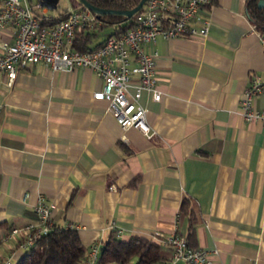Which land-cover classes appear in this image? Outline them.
<instances>
[{"label":"crops","instance_id":"obj_1","mask_svg":"<svg viewBox=\"0 0 264 264\" xmlns=\"http://www.w3.org/2000/svg\"><path fill=\"white\" fill-rule=\"evenodd\" d=\"M199 14L205 35L149 45L161 91L139 97L150 135L121 128L106 100L92 96L102 81L90 67L36 61L10 83L0 71V258L14 243L1 237L34 219L40 196L54 204L52 224L74 227L86 247L110 229L186 238L191 227L193 246L216 249L210 264H264V120L240 113L249 76L264 73V48L247 29L245 0L210 2ZM114 26L83 29L93 45ZM13 29L0 27V41ZM255 103L264 107V94Z\"/></svg>","mask_w":264,"mask_h":264},{"label":"built area","instance_id":"obj_2","mask_svg":"<svg viewBox=\"0 0 264 264\" xmlns=\"http://www.w3.org/2000/svg\"><path fill=\"white\" fill-rule=\"evenodd\" d=\"M208 3L210 0H144L133 12L131 26L106 34L94 46L79 49L72 44L75 30L93 27L100 21L88 7L67 6L60 18L49 22L47 8L38 0H1L0 27L10 23L14 29L10 41H0V71L10 83L20 67L36 61L44 62L51 69L90 67L102 81L92 96L106 100V109L121 128L134 126L150 135L145 118L147 108L139 97L145 90L152 99H158L161 91L155 82V51L149 45L157 36L205 35L208 18L201 16L199 10ZM247 29L264 48V27L257 28L250 22ZM133 73H136L134 80ZM261 94H264V73H252L240 98V113L245 119L264 120V107L255 103L256 96ZM53 207L52 202L45 203L39 196L32 205L34 219L8 228L1 238H13L14 243L1 256L0 264H10L20 250L32 245L52 227ZM151 236L169 249L162 264H210L211 255L216 251L189 245L185 236L177 232L161 234L155 230ZM99 247L100 242L91 241L82 264H93Z\"/></svg>","mask_w":264,"mask_h":264},{"label":"trees","instance_id":"obj_3","mask_svg":"<svg viewBox=\"0 0 264 264\" xmlns=\"http://www.w3.org/2000/svg\"><path fill=\"white\" fill-rule=\"evenodd\" d=\"M73 7L85 6L80 0H70ZM90 5L109 9L95 13L96 17L107 24L115 23L112 33H118L133 24V12L130 15L123 11L133 6L138 0H85ZM217 0H210L215 3ZM245 9L251 22L257 28L264 27V7L257 6V0H245ZM64 8L57 15L50 16L54 22L64 14ZM92 33L83 28L75 30L72 44L79 49L90 45ZM180 207L191 219L192 213L187 200H181ZM1 224V222H0ZM193 233L191 227L187 232L186 241ZM161 244L138 234H130L126 238L118 236L110 229L100 242L99 251L93 264H162ZM87 247L80 241L77 230L71 226L52 225L32 245L20 250L10 264H82Z\"/></svg>","mask_w":264,"mask_h":264},{"label":"water","instance_id":"obj_4","mask_svg":"<svg viewBox=\"0 0 264 264\" xmlns=\"http://www.w3.org/2000/svg\"><path fill=\"white\" fill-rule=\"evenodd\" d=\"M38 1L41 5L45 6L48 9L54 8L57 4V0H38ZM80 1L82 2L83 5H85L90 10L94 11L95 13L104 12V11L109 10V9H101V8L92 6L88 2H86L85 0H80ZM143 2H144V0H138L133 6L124 10L123 12L127 15H130L132 12L137 10L142 5ZM257 6L264 7V0H257Z\"/></svg>","mask_w":264,"mask_h":264},{"label":"rangeland","instance_id":"obj_5","mask_svg":"<svg viewBox=\"0 0 264 264\" xmlns=\"http://www.w3.org/2000/svg\"><path fill=\"white\" fill-rule=\"evenodd\" d=\"M67 6H72L70 0H57L56 6L54 8H52V9H48V12L51 13L52 15H55L57 12H59L63 8H66ZM105 27H107V25ZM6 240H8V239H6ZM14 258L15 257H13L12 260Z\"/></svg>","mask_w":264,"mask_h":264}]
</instances>
